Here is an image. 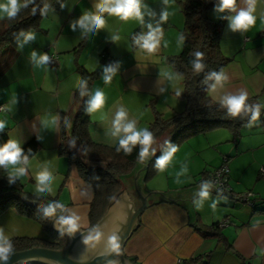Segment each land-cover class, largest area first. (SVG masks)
Wrapping results in <instances>:
<instances>
[{
  "label": "crops",
  "instance_id": "crops-1",
  "mask_svg": "<svg viewBox=\"0 0 264 264\" xmlns=\"http://www.w3.org/2000/svg\"><path fill=\"white\" fill-rule=\"evenodd\" d=\"M185 1L140 0L142 21L135 17L122 20L104 12L99 14L105 25L98 28L78 23L84 13H97L98 0H63L60 8L46 11L37 28L25 30L0 52L3 129L19 147L33 137L39 142V149L27 164L14 166L25 168V173L17 177L31 194L57 199L59 209L51 215L55 232L70 237L69 225L60 223L67 218L75 220L74 232L92 227L89 210L93 188L58 151L61 116L72 119L78 108L75 90L82 82L81 70L92 76L90 98L97 91L105 97L101 108L89 112L92 142L114 148L127 135L123 131L112 135L121 109L127 114L125 123L134 121L138 131L147 128L154 119L153 106L162 110L161 101L180 92L174 91L178 75L168 58L182 49L179 34L184 25ZM7 3L0 0V4ZM17 3L19 10L23 0ZM218 8L212 19L222 13V6ZM249 8L253 9L255 23L246 29H233V18ZM165 12L167 20H161ZM7 17L0 9V33L6 28ZM157 26L158 45L148 52L137 41ZM263 28L264 0H237L219 42L222 54L229 59L221 70L227 79L219 83L215 79L209 88V96L216 103H222L226 96L247 93L246 100H254L259 116L240 125L236 136L229 128L219 127L179 144L164 170L144 181L140 195L129 201L138 208L143 196L146 206L138 217V228L123 244V260L117 264H176L178 260L183 264H264ZM28 33L32 38L26 39ZM45 50L57 56L54 66L40 61ZM103 52L115 58L112 69L106 68ZM106 76L110 78L107 82ZM224 158L231 190L235 194L250 193L249 201L218 195L209 187L207 197L200 196L205 190L204 175L220 166ZM5 166L11 173L12 166ZM45 170L52 178L39 192L36 177ZM12 237L48 239L38 222L9 209L0 213V243Z\"/></svg>",
  "mask_w": 264,
  "mask_h": 264
},
{
  "label": "trees",
  "instance_id": "trees-1",
  "mask_svg": "<svg viewBox=\"0 0 264 264\" xmlns=\"http://www.w3.org/2000/svg\"><path fill=\"white\" fill-rule=\"evenodd\" d=\"M62 2L63 0H23L22 7L16 15L6 18V28L0 33V52L5 45L15 41L25 30L37 28L39 20L46 11L60 8ZM217 3H221V0H186L184 2L182 8L184 25L179 34L182 49L178 55L168 58L172 69L181 79L182 91L174 94L183 101L184 108L164 115L153 106L154 119L147 127L148 131L153 133V143L150 146L149 155L143 160L140 159L142 145L139 143L129 145L132 151L125 153L120 141L114 148L101 146L91 141L88 109L91 101L92 76L81 70L82 82L75 90L78 108L72 119L65 114L61 116V141L58 151L60 155L68 159L70 164L77 167L80 177L93 188L94 198L89 210L91 226L100 221L108 206L121 192L122 186L126 185L127 180L132 178L134 183L135 175L142 170V167L147 166L143 169L145 170L144 181H147L160 170L156 166L157 160L171 152L172 148H177L186 138L219 127L229 128L236 136L238 127L245 121L251 120L258 112L254 106V100H245L242 110L233 115L227 105L216 103L209 96V88L215 80L212 74L220 73L229 61L222 54L219 42L224 22L234 12L237 0L233 8H223L220 16L212 19L208 13ZM262 33L264 34V28ZM197 52L203 53V56L198 58ZM198 59L202 68L197 71L193 62ZM164 137L165 140L160 141L158 150L151 153L152 146ZM8 140L7 132L3 129L0 131V146ZM20 148L22 161L23 157L28 159L37 152L39 142L33 137ZM209 174L210 172L204 175L203 179ZM241 194H235L230 190L227 196L235 198ZM56 205H59L56 198L31 194L16 175L9 173L5 165H0V213L13 209L24 217L34 219L48 236V239L12 237L1 242L0 246H8L10 249L7 255L34 246L62 249L67 245L68 237L51 228V216L46 215V210L43 208ZM57 209L59 207L55 208ZM137 228L138 223L133 231Z\"/></svg>",
  "mask_w": 264,
  "mask_h": 264
},
{
  "label": "clouds",
  "instance_id": "clouds-1",
  "mask_svg": "<svg viewBox=\"0 0 264 264\" xmlns=\"http://www.w3.org/2000/svg\"><path fill=\"white\" fill-rule=\"evenodd\" d=\"M235 4V0H221V6L222 8H233ZM20 6L17 3V0H8L7 4H0V9L3 10V12H6L9 17H14L18 11V8ZM97 13H84L78 23L83 27H88L90 25H95L98 28H102L105 25V20L103 19L102 15L99 13L107 12L109 15H116L119 16L122 20H127L131 17H135L137 19H141L142 21V14H141V8H140V0H98V3L96 4ZM35 11V10H33ZM253 11L252 8H249L247 11L241 10L237 16L233 18L232 21V27L233 29L236 28H248L249 25H252L255 23L254 17L251 15V12ZM167 13L165 12L161 16V20H167ZM74 29V25H72ZM149 28H151V25H148ZM160 32L159 26H157L156 29L150 31L146 36H142L140 40L137 41V43L141 44V47L148 50V52H153L157 45H158V33ZM32 38V33H28L26 39ZM142 41V43H141ZM33 56L35 54L33 53ZM196 56L198 58L203 56V53L197 52ZM48 56L43 55L40 57V61H47ZM194 68L198 71L202 68V64L199 62V59L197 61L193 62ZM216 81L219 83L222 80H226L227 77L224 75L223 71L220 73H213L212 74ZM105 82H107L110 78L105 77ZM215 85L213 86V88ZM83 95V93H81ZM247 98V93L242 92L239 96H226L223 98L222 103L227 105L229 108V111L231 114L236 115L238 114L242 108L244 107L245 100ZM104 93L101 91H97L93 98L90 101V107L88 109L89 112L95 111L99 108H101L104 104ZM126 112L121 109L117 112L115 120H114V131L112 132L113 136H118L121 131L123 133H126L127 135L120 140V145L124 149L125 153H130L132 151L131 147L129 145H136L139 143L142 145V148L140 150V159L143 160L145 157L149 155V149L150 146L153 143V133L148 131L147 128H143L142 130H136L135 128V122H127L126 120ZM256 115H258V112L254 114L253 119L256 118ZM5 127L4 121L0 120V131L3 130ZM176 148H172L171 152H169L167 155H164L163 157L159 158L157 160V168H159L161 171L164 170L166 164L171 158L172 153L176 152ZM119 151V149H117ZM155 150L153 149V152ZM21 153L22 149L18 146V144L14 140H8L6 143H4L2 146H0V165H7L12 166L10 168L12 175H23L25 173V168L23 166L21 167H14L15 165L20 164L21 162L23 164H27V157H23V160L21 161ZM219 167V166H218ZM52 177L50 174L45 170L41 171L36 179H37V190L39 192H43L46 187H48V181H50ZM205 190H202L200 192L201 197H207L208 192L206 191L208 185L203 186ZM51 191V189H49ZM59 205L52 206L46 211V215L51 216L55 212V208ZM61 224L69 225V231L74 232L77 228V225L75 223V220L72 218L62 219L60 221ZM91 239V237H89ZM117 237L113 236L111 238L112 247L114 250L119 249V244L116 243ZM87 242V240L85 241ZM8 246H0V259H7L8 252H9Z\"/></svg>",
  "mask_w": 264,
  "mask_h": 264
},
{
  "label": "water",
  "instance_id": "water-1",
  "mask_svg": "<svg viewBox=\"0 0 264 264\" xmlns=\"http://www.w3.org/2000/svg\"><path fill=\"white\" fill-rule=\"evenodd\" d=\"M140 202V206L133 211L125 194H120L97 224L83 231L72 232L64 248L34 246L7 255L8 258L1 259L0 264H117L123 260V244L132 234L146 206V198L140 196ZM113 236L117 237L118 250L112 247Z\"/></svg>",
  "mask_w": 264,
  "mask_h": 264
},
{
  "label": "built area",
  "instance_id": "built-area-1",
  "mask_svg": "<svg viewBox=\"0 0 264 264\" xmlns=\"http://www.w3.org/2000/svg\"><path fill=\"white\" fill-rule=\"evenodd\" d=\"M43 55L48 56V60L44 61L48 65L54 66L57 63V56L54 53H49L47 50L44 51ZM101 58L107 69H112L115 66V58L109 56L105 52L101 54ZM3 109L0 106V110ZM227 159L224 158L223 163L210 172V174L204 179V182L208 185L209 189L218 194V195H227L229 194L231 187L228 184L229 179V168L226 163ZM262 174L264 175V168L261 169ZM251 194L243 193L241 195H237L235 198L241 201H249ZM241 198V199H239ZM176 264H183L182 261L178 260Z\"/></svg>",
  "mask_w": 264,
  "mask_h": 264
},
{
  "label": "rangeland",
  "instance_id": "rangeland-1",
  "mask_svg": "<svg viewBox=\"0 0 264 264\" xmlns=\"http://www.w3.org/2000/svg\"><path fill=\"white\" fill-rule=\"evenodd\" d=\"M215 6H217V7L215 9H213V11H211V12L209 11V13H208L210 18H213L212 13L214 12V10H219L218 7L221 6V3H217ZM177 78L178 79L176 80V82L178 81V87H176V89H174V91H180L181 92L182 91V84H181L180 78L178 76H177ZM181 101L182 100L180 98H178L176 95L173 94V98H169L168 101L167 100L161 101L160 107L162 110H160V111L164 115L171 114L175 111L178 112L179 110H181V109H179L181 107L180 106ZM164 140H165V137L162 138L161 140H158L152 146L151 153H155L158 150V148L160 147V141L164 142ZM153 149L155 150L154 152H153ZM143 169H145V167H142V170H140L136 173L135 178H134V183L132 182V178H130L127 180L126 185L124 184L122 186L121 192L127 194V198H130L129 201H132V198H135V195L137 196V193L140 195V193L142 191V186H143L144 179H145V170H143ZM130 204H131V206L130 205L129 206L131 207V210L134 211L136 209L135 205H133L132 203H130ZM68 240H69V238H68Z\"/></svg>",
  "mask_w": 264,
  "mask_h": 264
}]
</instances>
